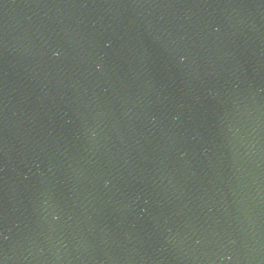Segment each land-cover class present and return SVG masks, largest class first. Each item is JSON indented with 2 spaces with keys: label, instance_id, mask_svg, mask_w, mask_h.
<instances>
[{
  "label": "water",
  "instance_id": "95a60500",
  "mask_svg": "<svg viewBox=\"0 0 264 264\" xmlns=\"http://www.w3.org/2000/svg\"><path fill=\"white\" fill-rule=\"evenodd\" d=\"M0 264H264V0H0Z\"/></svg>",
  "mask_w": 264,
  "mask_h": 264
}]
</instances>
